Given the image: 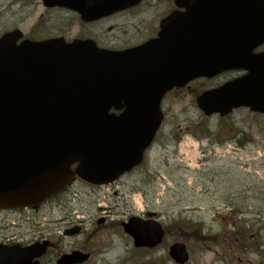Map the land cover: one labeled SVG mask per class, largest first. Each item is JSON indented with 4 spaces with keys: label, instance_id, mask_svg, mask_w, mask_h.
Masks as SVG:
<instances>
[{
    "label": "water",
    "instance_id": "95a60500",
    "mask_svg": "<svg viewBox=\"0 0 264 264\" xmlns=\"http://www.w3.org/2000/svg\"><path fill=\"white\" fill-rule=\"evenodd\" d=\"M212 2L220 4L214 16L223 20V31H213L199 44L198 39L184 42L197 34L183 24L180 32L118 52L87 41L63 48L51 42L17 46L16 32L2 36L0 207L40 202L69 181L74 163V172L95 184L111 182L139 164L160 126L161 98L193 78L245 71L201 93L197 105L206 115H225L241 106L264 113V52H253L264 42V0ZM111 108L123 110L116 115ZM124 227L136 247H153L163 237L152 220L131 218ZM44 251L0 248V264H38L31 261ZM79 255L63 256L58 263L87 258ZM169 255L179 264L188 260L181 243H174Z\"/></svg>",
    "mask_w": 264,
    "mask_h": 264
},
{
    "label": "rangeland",
    "instance_id": "374dc122",
    "mask_svg": "<svg viewBox=\"0 0 264 264\" xmlns=\"http://www.w3.org/2000/svg\"><path fill=\"white\" fill-rule=\"evenodd\" d=\"M6 2L0 0V33L13 26L32 29L35 13L20 22L29 9L16 13L13 6L3 14ZM118 35L131 36L132 44L151 36ZM236 74L198 81L166 96L164 121L144 163L117 183L91 187L77 181L55 198L67 197L61 206L50 200L38 211H0V238L11 233L23 242L39 234L51 238L55 247L43 264H54L55 253L82 244L92 251L84 264H175L168 256L175 241L187 246L186 264H264V116L238 109L222 119L205 118L193 97ZM185 127L192 133H176ZM235 136L241 148H234ZM145 209L159 214L166 236L156 249L136 251L117 223ZM101 215L108 222L98 225ZM67 219L81 221L85 234L64 235ZM8 223L18 226L5 228ZM227 233L229 240L223 237Z\"/></svg>",
    "mask_w": 264,
    "mask_h": 264
},
{
    "label": "flooded vegetation",
    "instance_id": "af4514ba",
    "mask_svg": "<svg viewBox=\"0 0 264 264\" xmlns=\"http://www.w3.org/2000/svg\"><path fill=\"white\" fill-rule=\"evenodd\" d=\"M111 1L113 0H7L10 3L2 4L1 8H3L2 11H6L15 6L17 8L16 13L29 9L28 15H25L20 22H24L29 15L34 16L35 13L36 19L32 29H29L28 32L17 26L10 28L21 29L25 38L36 41L60 38L65 42L92 40L96 45L105 49H124L133 45L131 36L124 38L118 34L135 33L153 35L154 37L160 32V24L164 18L174 10L185 11V5H177L175 0H130L132 1L130 4L116 10H110L112 9ZM102 12L105 14H101ZM259 50H264V46ZM58 195L57 193L49 197L48 200L52 201L51 204H57V206L64 204L62 200H55ZM35 211L38 210L35 209ZM107 220L105 223L108 222ZM30 221L27 220V222ZM74 221L76 220L67 219L66 227L63 229L64 234L66 231L77 228V235L83 236L85 230L81 221H76L77 223ZM17 226L18 224H5V228ZM98 229L96 228V230ZM45 240L48 241L47 254H49L54 249L55 243L54 240L44 234H39L25 242L16 239L15 233L0 238V242L4 244L20 243L22 246ZM84 246L86 245L74 247L69 252L81 251L88 253L91 257V249L84 248ZM61 254L55 253L54 260ZM43 259V257L40 259L41 264H43Z\"/></svg>",
    "mask_w": 264,
    "mask_h": 264
}]
</instances>
